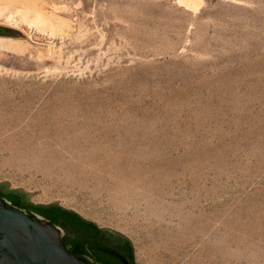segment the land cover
I'll return each instance as SVG.
<instances>
[{
  "label": "rangeland",
  "instance_id": "obj_1",
  "mask_svg": "<svg viewBox=\"0 0 264 264\" xmlns=\"http://www.w3.org/2000/svg\"><path fill=\"white\" fill-rule=\"evenodd\" d=\"M39 2L64 33L0 17V191L134 264H264V0Z\"/></svg>",
  "mask_w": 264,
  "mask_h": 264
},
{
  "label": "water",
  "instance_id": "obj_2",
  "mask_svg": "<svg viewBox=\"0 0 264 264\" xmlns=\"http://www.w3.org/2000/svg\"><path fill=\"white\" fill-rule=\"evenodd\" d=\"M4 204L0 200V264H89L66 250L58 227ZM63 233V237L78 238ZM114 257L126 264L123 258ZM105 260L116 263L109 256Z\"/></svg>",
  "mask_w": 264,
  "mask_h": 264
},
{
  "label": "trees",
  "instance_id": "obj_3",
  "mask_svg": "<svg viewBox=\"0 0 264 264\" xmlns=\"http://www.w3.org/2000/svg\"><path fill=\"white\" fill-rule=\"evenodd\" d=\"M0 34H5V32L0 30ZM0 200L8 201L11 205L8 208H15L20 211L24 210L25 213L31 218H33L32 214H36L50 224L63 229L66 231V233L77 235L79 239L76 241L71 240L67 236L62 237V243L64 247L76 258L84 261V257L89 254L95 263L107 264L103 262L101 255L109 256L108 251L98 247L91 240V237L98 231V228L92 223L86 222L73 212L56 206L45 207L25 204L22 200V197L18 194H7L0 191ZM86 237H89V239H86Z\"/></svg>",
  "mask_w": 264,
  "mask_h": 264
},
{
  "label": "bare ground",
  "instance_id": "obj_4",
  "mask_svg": "<svg viewBox=\"0 0 264 264\" xmlns=\"http://www.w3.org/2000/svg\"><path fill=\"white\" fill-rule=\"evenodd\" d=\"M198 0H179L181 4L190 9H195ZM19 5L13 11L9 10L10 5ZM10 25H17V19L27 22L30 26L39 30H47L50 34L64 33L66 25L52 14L43 11L39 0H0V17ZM0 48L9 51H23L22 43L12 39L0 38Z\"/></svg>",
  "mask_w": 264,
  "mask_h": 264
},
{
  "label": "flooded vegetation",
  "instance_id": "obj_5",
  "mask_svg": "<svg viewBox=\"0 0 264 264\" xmlns=\"http://www.w3.org/2000/svg\"><path fill=\"white\" fill-rule=\"evenodd\" d=\"M78 239L79 237L71 240L76 241ZM86 239H89V237H86ZM91 240L98 247L107 250L109 257L116 261V263L106 261L105 256L101 255L103 262L107 264H123L117 258L114 257V255H117L118 257L123 258L126 264H134L131 245L129 241L124 237L108 230H102L98 228V231L91 237ZM84 261L88 262L89 264H98L93 261L92 257L89 254L84 257Z\"/></svg>",
  "mask_w": 264,
  "mask_h": 264
},
{
  "label": "built area",
  "instance_id": "obj_6",
  "mask_svg": "<svg viewBox=\"0 0 264 264\" xmlns=\"http://www.w3.org/2000/svg\"><path fill=\"white\" fill-rule=\"evenodd\" d=\"M3 201H4V203H5L6 205L11 206L10 203H9L8 201H6V200H3ZM32 216H33L36 220H39V221L44 220L42 217H40V216H38V215H36V214H32ZM58 229H59V231H60V233H61V235H62V230H61L60 228H58Z\"/></svg>",
  "mask_w": 264,
  "mask_h": 264
},
{
  "label": "crops",
  "instance_id": "obj_7",
  "mask_svg": "<svg viewBox=\"0 0 264 264\" xmlns=\"http://www.w3.org/2000/svg\"><path fill=\"white\" fill-rule=\"evenodd\" d=\"M45 207H47V206H45Z\"/></svg>",
  "mask_w": 264,
  "mask_h": 264
}]
</instances>
